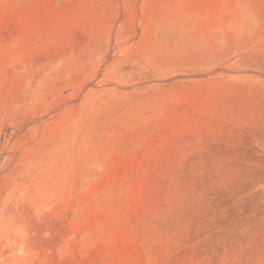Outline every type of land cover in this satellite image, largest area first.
I'll return each mask as SVG.
<instances>
[{
  "label": "rangeland",
  "instance_id": "rangeland-1",
  "mask_svg": "<svg viewBox=\"0 0 264 264\" xmlns=\"http://www.w3.org/2000/svg\"><path fill=\"white\" fill-rule=\"evenodd\" d=\"M0 264H264V0H0Z\"/></svg>",
  "mask_w": 264,
  "mask_h": 264
}]
</instances>
